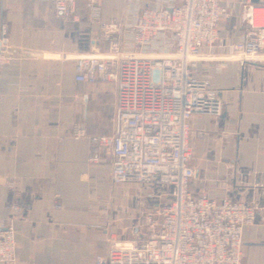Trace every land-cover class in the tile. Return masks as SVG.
Returning a JSON list of instances; mask_svg holds the SVG:
<instances>
[{
	"label": "crops",
	"instance_id": "obj_1",
	"mask_svg": "<svg viewBox=\"0 0 264 264\" xmlns=\"http://www.w3.org/2000/svg\"><path fill=\"white\" fill-rule=\"evenodd\" d=\"M125 4L102 0V19L123 20ZM1 21L16 55L0 77V218L13 205L22 208L13 221L17 264H92L108 235L132 237L145 210L139 188L112 185L108 162L88 161L89 137L111 129L114 87L77 82L74 55L106 43L95 23L58 19L46 0H0ZM245 31L228 13L211 51L216 57L190 65L194 77L210 80L222 107L219 116L192 117L189 189L254 205L255 222L242 231L241 264H264V67L223 57ZM165 48L173 50L172 42ZM79 122L86 136L70 137ZM54 195L60 209L52 206Z\"/></svg>",
	"mask_w": 264,
	"mask_h": 264
},
{
	"label": "built area",
	"instance_id": "obj_2",
	"mask_svg": "<svg viewBox=\"0 0 264 264\" xmlns=\"http://www.w3.org/2000/svg\"><path fill=\"white\" fill-rule=\"evenodd\" d=\"M46 1L58 19L95 23L106 43L102 50L74 55L77 82L114 87L111 129L89 137L88 161L108 162L112 185L166 190L139 215L132 237L108 235L105 251L92 264H241L242 231L255 222L256 207L242 200L218 202L189 189L195 174L189 141L192 117L219 116L222 107L210 80L194 77L190 65L216 57L211 51L219 41L220 20L228 16L227 4L124 0L125 18L105 21L102 0ZM238 2L246 31L223 57L240 66L264 67V0ZM168 40L173 50L165 48ZM15 55L7 24L1 21L0 77ZM69 136H86L85 124L73 123ZM60 200L54 195L53 208L62 207ZM21 210L13 205L8 216L0 218V264H17L13 221Z\"/></svg>",
	"mask_w": 264,
	"mask_h": 264
},
{
	"label": "rangeland",
	"instance_id": "obj_3",
	"mask_svg": "<svg viewBox=\"0 0 264 264\" xmlns=\"http://www.w3.org/2000/svg\"><path fill=\"white\" fill-rule=\"evenodd\" d=\"M118 1L119 0H108V6L117 4ZM238 1L239 0H222V2H224L228 6L229 16H232V14L233 15L235 14V15H238V17L241 20L242 5ZM124 3H126V1H124ZM230 12H232V14H230ZM242 24L245 26L243 22ZM135 187L141 190V192L139 191V194L142 196L141 200L143 201L145 210L147 209V207L153 204L156 196H164L166 193V190L164 187H154V186H148V185H135Z\"/></svg>",
	"mask_w": 264,
	"mask_h": 264
},
{
	"label": "water",
	"instance_id": "obj_4",
	"mask_svg": "<svg viewBox=\"0 0 264 264\" xmlns=\"http://www.w3.org/2000/svg\"><path fill=\"white\" fill-rule=\"evenodd\" d=\"M251 2H252V3H257V2H258V0H251Z\"/></svg>",
	"mask_w": 264,
	"mask_h": 264
}]
</instances>
